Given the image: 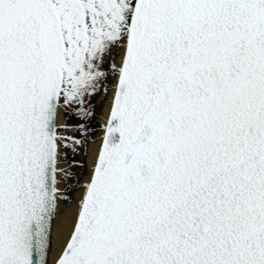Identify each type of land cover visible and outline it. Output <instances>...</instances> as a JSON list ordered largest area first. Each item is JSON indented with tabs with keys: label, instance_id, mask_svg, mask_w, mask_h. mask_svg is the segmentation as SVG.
Segmentation results:
<instances>
[{
	"label": "snow or ice",
	"instance_id": "snow-or-ice-1",
	"mask_svg": "<svg viewBox=\"0 0 264 264\" xmlns=\"http://www.w3.org/2000/svg\"><path fill=\"white\" fill-rule=\"evenodd\" d=\"M0 264H264V0H0Z\"/></svg>",
	"mask_w": 264,
	"mask_h": 264
},
{
	"label": "rangeland",
	"instance_id": "rangeland-1",
	"mask_svg": "<svg viewBox=\"0 0 264 264\" xmlns=\"http://www.w3.org/2000/svg\"><path fill=\"white\" fill-rule=\"evenodd\" d=\"M99 112V107H97V113ZM97 118V117H96ZM89 127L93 130H95V132H98V121L97 119L92 121L89 125Z\"/></svg>",
	"mask_w": 264,
	"mask_h": 264
},
{
	"label": "bare ground",
	"instance_id": "bare-ground-1",
	"mask_svg": "<svg viewBox=\"0 0 264 264\" xmlns=\"http://www.w3.org/2000/svg\"><path fill=\"white\" fill-rule=\"evenodd\" d=\"M98 99H97V102H98ZM97 105L100 107L99 108L100 112L98 113V120L100 121V114L103 112V106L102 105H99L98 103H97ZM97 134H98V132H97Z\"/></svg>",
	"mask_w": 264,
	"mask_h": 264
}]
</instances>
